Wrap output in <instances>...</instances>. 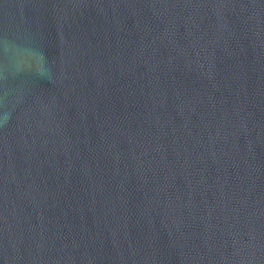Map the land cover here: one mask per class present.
<instances>
[{
	"label": "water",
	"instance_id": "1",
	"mask_svg": "<svg viewBox=\"0 0 264 264\" xmlns=\"http://www.w3.org/2000/svg\"><path fill=\"white\" fill-rule=\"evenodd\" d=\"M0 264H264V0H0Z\"/></svg>",
	"mask_w": 264,
	"mask_h": 264
}]
</instances>
